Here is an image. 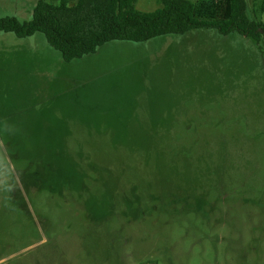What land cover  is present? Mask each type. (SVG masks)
<instances>
[{
  "label": "rangeland",
  "instance_id": "1",
  "mask_svg": "<svg viewBox=\"0 0 264 264\" xmlns=\"http://www.w3.org/2000/svg\"><path fill=\"white\" fill-rule=\"evenodd\" d=\"M7 35L0 264H264V36L199 28L66 62L41 33ZM80 137L98 169L82 201L59 186L81 170L66 153ZM57 151L48 182L28 157ZM103 197L109 214L89 203Z\"/></svg>",
  "mask_w": 264,
  "mask_h": 264
},
{
  "label": "trees",
  "instance_id": "2",
  "mask_svg": "<svg viewBox=\"0 0 264 264\" xmlns=\"http://www.w3.org/2000/svg\"><path fill=\"white\" fill-rule=\"evenodd\" d=\"M136 1L36 0L29 20L1 16L0 32H9L19 38L41 33L48 45L57 50L66 62L94 53L98 46L109 41L145 42L165 34H183L199 28H212L223 35L237 32L254 40L264 36V23L255 17L256 12H264V0L258 8H255L256 0H252L253 18L247 15L246 0H160L161 6L150 12L137 10ZM56 139L50 143L58 149L60 146ZM69 140L71 138L67 139L66 153L81 170L74 173L73 177H77L72 183L63 181L59 186L67 185L61 188L66 192L72 188L75 192L77 190L79 200L89 199L86 193L92 187L91 173L98 174V169H94L91 163L94 149L90 141L93 138H74L72 144ZM137 145L140 146L139 139ZM59 155L57 151V155L48 156L45 160L39 155L28 158L33 159L35 165L42 164V174L45 178L48 175L49 180V164L60 158ZM89 203L99 206L102 213L109 214L111 210L104 197L98 203Z\"/></svg>",
  "mask_w": 264,
  "mask_h": 264
},
{
  "label": "crops",
  "instance_id": "3",
  "mask_svg": "<svg viewBox=\"0 0 264 264\" xmlns=\"http://www.w3.org/2000/svg\"><path fill=\"white\" fill-rule=\"evenodd\" d=\"M35 2L36 0H5L3 4V8H0V17L10 15V16L16 17L19 21L29 20L32 16L33 5L35 4ZM23 5H29V7H24ZM7 34L15 36L14 34L9 33V32H0V36H2L1 38H4V37L8 38ZM33 36L35 35L33 34L28 37H33ZM11 115L8 113L0 112V122H6V119H8L9 116ZM8 157L9 156L0 149V163L6 164L8 162L7 164L9 165L10 161ZM21 183H22V180H21ZM4 237L9 238L8 234H5L1 232L0 230V243ZM0 247H1V244H0ZM3 249L5 251V254L11 255V251H13V246H6ZM3 258L4 257L0 258V260Z\"/></svg>",
  "mask_w": 264,
  "mask_h": 264
}]
</instances>
